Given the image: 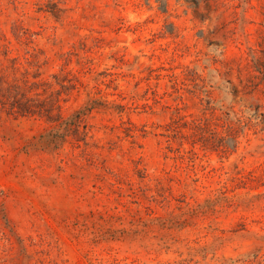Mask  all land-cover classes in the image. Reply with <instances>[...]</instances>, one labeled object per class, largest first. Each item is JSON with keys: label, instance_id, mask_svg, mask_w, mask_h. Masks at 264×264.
I'll list each match as a JSON object with an SVG mask.
<instances>
[{"label": "rangeland", "instance_id": "1", "mask_svg": "<svg viewBox=\"0 0 264 264\" xmlns=\"http://www.w3.org/2000/svg\"><path fill=\"white\" fill-rule=\"evenodd\" d=\"M0 264H264V0H0Z\"/></svg>", "mask_w": 264, "mask_h": 264}, {"label": "trees", "instance_id": "2", "mask_svg": "<svg viewBox=\"0 0 264 264\" xmlns=\"http://www.w3.org/2000/svg\"><path fill=\"white\" fill-rule=\"evenodd\" d=\"M206 123H203V120H200L199 122H197V124L195 125V130L196 131H201V132H204L205 128H206ZM228 131L230 134L234 135L235 132H233V128L232 126H229L228 125Z\"/></svg>", "mask_w": 264, "mask_h": 264}]
</instances>
